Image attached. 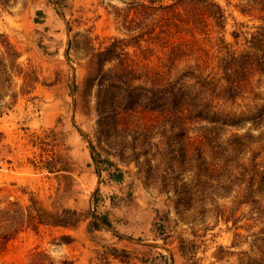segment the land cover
I'll list each match as a JSON object with an SVG mask.
<instances>
[{"label":"rangeland","instance_id":"374dc122","mask_svg":"<svg viewBox=\"0 0 264 264\" xmlns=\"http://www.w3.org/2000/svg\"><path fill=\"white\" fill-rule=\"evenodd\" d=\"M255 6L0 0V236L19 230L0 237V264H264ZM114 38L123 51L97 77L95 54ZM182 91L232 123L172 115Z\"/></svg>","mask_w":264,"mask_h":264},{"label":"trees","instance_id":"16d2710c","mask_svg":"<svg viewBox=\"0 0 264 264\" xmlns=\"http://www.w3.org/2000/svg\"><path fill=\"white\" fill-rule=\"evenodd\" d=\"M255 3V9H257L259 12H264V0H253ZM219 8V7H218ZM223 14L220 12L219 16H217V19H221L222 20ZM223 26V25H222ZM123 43H122V39H118V38H114L113 41L110 43V45H108L104 50H100L95 54V61H96V65H97V77H99V75L101 74L102 68L104 67V64L108 61L113 60L114 57H116L117 55L119 56L121 54V52L118 51V49H120L121 51H123ZM226 71V70H225ZM235 83V82H234ZM198 98L200 99V94L198 93H194V92H186V91H182L181 95L179 98H173L172 101V108H173V114L175 112L179 113V117L180 114L183 112H185L186 117H192L191 112H194V116L197 119H202V120H209L211 122H217L218 123H222V124H227L228 122L231 124L233 120H229V119H221L218 118L217 116L214 115H210L208 113L203 114L202 111H200V109L198 108L199 106V101ZM194 109V110H193ZM193 110V111H192ZM187 112V113H186ZM246 137V135H236L232 137V144L234 145V148L236 151H240V148L242 143H243V138ZM212 138H206L207 141H205L206 143H208V141H210ZM217 141V138L215 139ZM214 141L212 144V149L211 152L214 153H218L220 154H224V152H222L224 149L216 142ZM204 146V144H203ZM203 146L201 141H197L196 145L194 146L195 149V153L194 155L196 157H200L203 154ZM225 151V150H224ZM215 156H213L212 158L214 159ZM213 164H210L211 168L213 169H220V158H216V160H214L212 162ZM245 167V166H244ZM223 168V166H222ZM37 223L39 224H56V225H66L69 222H67L64 219H60V218H54V219H47L45 217H41V216H37ZM35 217L31 216L30 214H28V220L29 222H34ZM30 223V224H31ZM19 230L16 231V233ZM15 231L12 230L11 234H5V235H1V239L5 242L6 240L10 239L11 237H13L15 234Z\"/></svg>","mask_w":264,"mask_h":264},{"label":"water","instance_id":"95a60500","mask_svg":"<svg viewBox=\"0 0 264 264\" xmlns=\"http://www.w3.org/2000/svg\"><path fill=\"white\" fill-rule=\"evenodd\" d=\"M98 222H99L100 226L103 227L105 230H107V231H109V232H112V233H115V232H113L109 227H107L102 221H99V220H98ZM127 239L132 240V239H130V238H127ZM135 241H136V242H140V241H138V240H135ZM147 245H149V246H160V245H157V244H154V243H148Z\"/></svg>","mask_w":264,"mask_h":264}]
</instances>
